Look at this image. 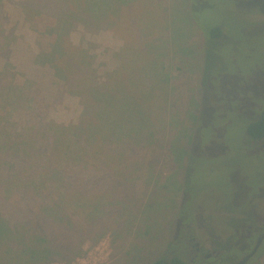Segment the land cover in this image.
<instances>
[{
	"label": "rangeland",
	"instance_id": "1",
	"mask_svg": "<svg viewBox=\"0 0 264 264\" xmlns=\"http://www.w3.org/2000/svg\"><path fill=\"white\" fill-rule=\"evenodd\" d=\"M24 3L25 0L0 1L2 85L22 87L32 83L39 97L34 105L44 106L43 122L79 124L83 113L79 97L66 92L55 71L41 65L38 58L42 51L53 48L61 20L43 12L28 13ZM163 3L166 9L172 7L167 17L156 9L149 20L142 19L141 27L155 36H190L186 44L189 50L185 46L183 54L191 51L198 62L196 66L200 64L197 69L201 68L198 77L202 111L187 134V193L177 196L175 192H149L146 185L151 179L149 175L144 177L143 166L137 184L126 181V186L118 184V190L114 181L105 192H87L84 197L75 194V203V196L67 195L71 213L78 212L77 226L53 224L52 216L50 221L36 212L23 214L18 222L32 231L16 242H6L4 238L0 241V264H151L173 243L179 208L187 222L193 224L191 236L199 243L200 253L224 250L222 257L228 264L239 262L252 251L264 233V142L250 146L247 134L248 121L254 117L256 120L260 114L261 102L256 98L264 92V0H189L192 19L184 18V31H189L184 35L172 22L182 8V0ZM175 7L178 9L174 12ZM221 24L230 30V36L222 41L208 40L210 28ZM67 36L75 46L90 48L96 57L98 76L104 77L120 66L115 53L125 47L122 35L103 29L89 32L80 25ZM172 70V76L180 78L178 67ZM177 89L171 97L179 93ZM58 93H62L60 98ZM21 104L13 106L0 98V129L11 111L15 123L30 118V105ZM236 106L244 118L237 115ZM142 156L144 152L138 155V163ZM124 167L128 168L126 161ZM169 168L164 167V174ZM12 210L6 208L9 217L15 215ZM181 241L176 242L184 247ZM50 249L53 254L48 255ZM36 251L42 253L39 260L34 255ZM189 256L192 258V254ZM247 264H264V242Z\"/></svg>",
	"mask_w": 264,
	"mask_h": 264
},
{
	"label": "trees",
	"instance_id": "2",
	"mask_svg": "<svg viewBox=\"0 0 264 264\" xmlns=\"http://www.w3.org/2000/svg\"><path fill=\"white\" fill-rule=\"evenodd\" d=\"M187 1L182 0L180 10L173 9L178 11L172 22L183 35L189 32L184 31V18L187 16L191 20L193 11ZM25 2L23 6L28 13L43 12L61 20L53 48L42 51L38 58L41 65H49L55 71L56 77L65 84L66 92L79 97L83 113L79 124L43 122L44 106L34 105L39 97L32 83L22 87L13 83L2 85L4 74L0 73L2 101H10L13 106L29 104L28 113H32L27 121L15 123L11 111L0 129V241L4 238L6 242H16L17 238L32 231L18 222L23 214L30 216L31 212L49 220L52 216L53 224L77 226L78 212L71 213L67 195H74L75 203L78 201L76 195L84 197L87 192H105L114 181L118 190L119 185L126 186V181L137 184L143 166L144 177L149 175L151 179L146 185L149 192H175L177 196L187 193L185 164L189 157L186 148L190 143L187 134L191 133L202 111L198 77L201 68L197 69L200 64L196 66L198 62L191 51L183 54L185 46L189 50L186 44L190 36H155L140 24L143 18L149 20L156 9H161L162 16L167 17V10L172 7L166 9L164 0ZM80 25L89 32L103 29L122 35L125 47L115 53L120 60L119 67L105 73L104 77L98 76L96 57L90 48L75 46L67 36ZM207 34L210 41H222L230 36V30L221 24L210 28ZM177 67L181 71L180 78L172 76V68ZM176 88L179 93L171 97ZM61 95L58 93L57 97ZM257 97L261 110L256 120L254 117L248 121L250 146L254 142H264V92ZM234 108L237 115L245 117L238 113L237 106ZM142 152L144 156L138 163V155ZM125 161L128 168L124 167ZM168 166L169 171L164 174V167ZM6 208L13 209L14 217H9ZM106 209L102 210L104 215ZM186 218L179 208L175 239L151 264H190L192 252L188 238L193 224ZM177 240H182L185 246ZM217 251L221 257L224 255V250ZM47 253L51 255L53 250ZM34 255L39 260L42 253L36 251Z\"/></svg>",
	"mask_w": 264,
	"mask_h": 264
},
{
	"label": "flooded vegetation",
	"instance_id": "3",
	"mask_svg": "<svg viewBox=\"0 0 264 264\" xmlns=\"http://www.w3.org/2000/svg\"><path fill=\"white\" fill-rule=\"evenodd\" d=\"M188 241L190 243L191 252L193 254L192 258L190 260L191 261L190 264L194 263L195 261L198 262V264H205V263H212V262L218 263V264H228V263H224V259L220 256V251H214L213 253L203 254V253H200L199 243L192 236H190L188 238ZM193 242H194V244H192ZM263 242H264V240H263ZM263 242H262V244H263ZM208 254H211L212 256L207 259L206 256ZM199 256H200V259H199ZM211 259H213V261H211Z\"/></svg>",
	"mask_w": 264,
	"mask_h": 264
},
{
	"label": "water",
	"instance_id": "4",
	"mask_svg": "<svg viewBox=\"0 0 264 264\" xmlns=\"http://www.w3.org/2000/svg\"><path fill=\"white\" fill-rule=\"evenodd\" d=\"M263 240H264V233H262L259 237H258V239H257V241H256V244H255V246H254V248L252 249V251L251 252H249L247 255H245L239 262H236V263H234V264H247L256 254H257V252H258V250H259V248L261 247V245H262V242H263ZM212 255L211 254H208L207 256H206V258L208 259V258H210Z\"/></svg>",
	"mask_w": 264,
	"mask_h": 264
}]
</instances>
